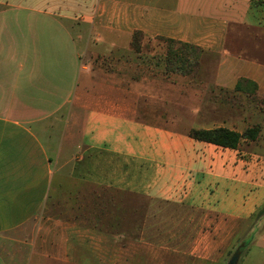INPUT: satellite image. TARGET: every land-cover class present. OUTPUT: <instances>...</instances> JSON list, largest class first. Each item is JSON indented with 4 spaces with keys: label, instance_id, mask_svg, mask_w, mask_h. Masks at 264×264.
Returning <instances> with one entry per match:
<instances>
[{
    "label": "crops",
    "instance_id": "crops-1",
    "mask_svg": "<svg viewBox=\"0 0 264 264\" xmlns=\"http://www.w3.org/2000/svg\"><path fill=\"white\" fill-rule=\"evenodd\" d=\"M136 33L217 57L213 88L235 92L245 79L264 99V0H0V264L72 261L64 248L41 254L51 228L53 250L89 245L96 248L82 260L117 259L98 250L99 214L120 197L159 204L147 208V229L159 228L160 241L166 229H191L192 243L214 248L264 205V120L237 149L191 138V130L242 134L251 126L233 123L230 110L217 121L215 111L189 103L198 93L153 92L162 79L151 63L137 81ZM88 53L99 58L94 72L81 61ZM58 197L71 214L78 198L83 221L44 228L41 211ZM89 198L94 223L84 221ZM106 228L110 244L137 242L121 238L113 220Z\"/></svg>",
    "mask_w": 264,
    "mask_h": 264
},
{
    "label": "rangeland",
    "instance_id": "rangeland-1",
    "mask_svg": "<svg viewBox=\"0 0 264 264\" xmlns=\"http://www.w3.org/2000/svg\"><path fill=\"white\" fill-rule=\"evenodd\" d=\"M132 47L136 48V66H137V81L143 77L147 76L149 70H147V62L151 63L153 72V77L162 79L159 84H151L153 92L162 93H198L200 98L196 101L189 102L194 104L199 108H209L215 111V117L217 121L224 119V110H230L232 112L233 123H239L243 121L247 125L252 127L259 126L264 120V100L257 96V86L255 83V88L252 86V82L242 83L240 91H227L221 87L216 86L215 88L211 85V80L215 72V68L212 66L217 63V57L211 55L202 54V52L196 53L192 51V54L188 55V61L186 63V71L182 72L178 70L179 63L175 61H169L167 59V48L168 44L166 41L156 40L153 42H147V38L143 37L141 34L137 33L133 36ZM174 49L179 48L175 44ZM201 51V50H200ZM194 56H196L194 58ZM190 58V59H189ZM81 61L84 65L94 72L96 67L98 68L99 58L88 54H83ZM200 62V64H199ZM157 64V66H156ZM165 78H163V77ZM95 77V75L93 76ZM95 79V78H94ZM156 79H154L155 81ZM210 83H209V82ZM210 84V85H207ZM149 90V89H148ZM237 92V93H236ZM209 96V97H208ZM206 119V118H205ZM213 119V118H212ZM239 125V124H238ZM245 148V146H244ZM125 198L120 197V203L118 206L115 202L114 211L111 210V204L104 203L103 207L106 211H102L99 214V220L104 228V242L102 246H98V250H102L111 254L117 255L113 257L105 255V260L103 261H90L82 260L91 251L95 250V246H87L81 244H73L68 246H56L50 247L47 241H53L48 238L49 233L54 232V228L43 230L44 234L41 235L40 250L41 254H48V251L59 252V248H64L62 252L71 251L72 261L69 262H47L45 260L40 262L41 264H226L231 257L238 252L237 264H264V218L256 219L251 218L247 222L241 224V229L233 235V237L226 242L225 245H216L214 248L212 245L205 243H192V235L194 230L187 229L185 233L183 230L177 232L175 228L166 229L162 231L163 236L166 239L160 241L158 237L160 236L159 228L155 230L147 229V208H155L159 204L152 203L148 205L147 199L135 197H130V202L124 200ZM72 200V199H71ZM72 214L71 211H64L63 209V198L58 197L46 204L42 209L40 214L41 224L47 226V224L54 221L64 222H79L83 221L81 219L80 213L76 211L75 208L79 207L80 202L72 200ZM105 202L107 199L105 198ZM55 203V204H54ZM109 204V205H108ZM96 201L94 198H89L88 208L89 213L85 214L87 217L84 221L94 223L96 220V213L93 209H96ZM126 205V206H125ZM132 209L134 212H132ZM117 210V211H116ZM128 211V212H126ZM159 213L152 214L150 221H158ZM175 216V214H171ZM150 218H148L149 220ZM113 220L114 231H117V225H119L120 237L122 236H132L135 237L137 242L135 244H127L121 241L119 245L108 243L109 238H111L112 230H108V226H111ZM149 224V222H148ZM158 224V223H157ZM127 226H132L128 228ZM48 231V232H46ZM83 230L77 228L75 230L76 237ZM92 233L94 229L91 230ZM97 233V231L95 230ZM108 232V234H107ZM100 233V232H98ZM185 234L181 235V234ZM148 234V237H147ZM151 235V237H150ZM52 237V236H49ZM143 240L152 242H162L159 244L153 243L152 245L144 244ZM215 250V258L205 259L210 255L211 251ZM61 252V253H62ZM212 255H210L211 258ZM108 258V259H107Z\"/></svg>",
    "mask_w": 264,
    "mask_h": 264
},
{
    "label": "trees",
    "instance_id": "trees-1",
    "mask_svg": "<svg viewBox=\"0 0 264 264\" xmlns=\"http://www.w3.org/2000/svg\"><path fill=\"white\" fill-rule=\"evenodd\" d=\"M166 43L168 44L167 59L169 61H175L176 63H179V66L177 68L182 72L186 71L184 68L187 67L186 63L188 61V55L192 54L193 51L196 53V56H198V53L201 52L199 48L192 45L178 43L172 40H166ZM175 44H177L179 48L174 49L173 46ZM196 56H194V58ZM243 82L249 84V82L251 81L245 79L239 80L236 86L237 91L241 90V84ZM252 86L255 88V84H253V82H252ZM258 133H259V126H256L246 129L242 134H239L235 131H231L225 128H217L212 130H191L189 132V136L197 141L210 143L222 148L237 149L239 147L240 142L243 139L253 141L256 139ZM251 218H256V219L264 218V205L259 207L256 210V212L251 216Z\"/></svg>",
    "mask_w": 264,
    "mask_h": 264
},
{
    "label": "water",
    "instance_id": "water-1",
    "mask_svg": "<svg viewBox=\"0 0 264 264\" xmlns=\"http://www.w3.org/2000/svg\"><path fill=\"white\" fill-rule=\"evenodd\" d=\"M238 252H235V254L231 257V259L226 264H237L238 261Z\"/></svg>",
    "mask_w": 264,
    "mask_h": 264
}]
</instances>
